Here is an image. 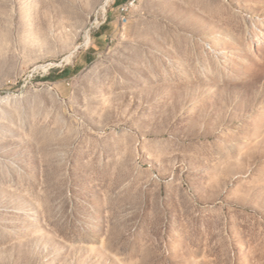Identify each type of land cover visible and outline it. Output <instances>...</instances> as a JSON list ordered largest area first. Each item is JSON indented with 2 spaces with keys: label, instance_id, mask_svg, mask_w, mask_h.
<instances>
[{
  "label": "rangeland",
  "instance_id": "374dc122",
  "mask_svg": "<svg viewBox=\"0 0 264 264\" xmlns=\"http://www.w3.org/2000/svg\"><path fill=\"white\" fill-rule=\"evenodd\" d=\"M0 264H264V0H0Z\"/></svg>",
  "mask_w": 264,
  "mask_h": 264
},
{
  "label": "trees",
  "instance_id": "16d2710c",
  "mask_svg": "<svg viewBox=\"0 0 264 264\" xmlns=\"http://www.w3.org/2000/svg\"><path fill=\"white\" fill-rule=\"evenodd\" d=\"M118 3H119V2H117V0H116V1H115V4H118ZM68 74H69V70H68V68H66V69L63 70V74H62V76H58V77H51V76H49V77H46L44 80H45V81L60 80V79H62V78L67 77Z\"/></svg>",
  "mask_w": 264,
  "mask_h": 264
},
{
  "label": "crops",
  "instance_id": "0c3cea01",
  "mask_svg": "<svg viewBox=\"0 0 264 264\" xmlns=\"http://www.w3.org/2000/svg\"><path fill=\"white\" fill-rule=\"evenodd\" d=\"M115 1H116V0H115ZM126 1H128V0H117V2H119L118 4H122V3L126 2ZM103 36H104V35L101 34L98 38H101V37H103ZM92 59H93V54H92V53H89L88 56L86 57L85 61H86V62H89V61H92ZM74 69H76V66L74 67Z\"/></svg>",
  "mask_w": 264,
  "mask_h": 264
},
{
  "label": "bare ground",
  "instance_id": "6f19581e",
  "mask_svg": "<svg viewBox=\"0 0 264 264\" xmlns=\"http://www.w3.org/2000/svg\"><path fill=\"white\" fill-rule=\"evenodd\" d=\"M105 7H106V5H104V6L102 7L103 10H105ZM122 9H128V8L124 6V7H122ZM89 39H90V38H87L88 43H89ZM88 43H87V44H88ZM87 44H86V45H87ZM73 54H74V52L71 53L69 56H67L65 60H66V61H69Z\"/></svg>",
  "mask_w": 264,
  "mask_h": 264
},
{
  "label": "built area",
  "instance_id": "2783aa9c",
  "mask_svg": "<svg viewBox=\"0 0 264 264\" xmlns=\"http://www.w3.org/2000/svg\"><path fill=\"white\" fill-rule=\"evenodd\" d=\"M129 9H122L121 8V14H125Z\"/></svg>",
  "mask_w": 264,
  "mask_h": 264
}]
</instances>
